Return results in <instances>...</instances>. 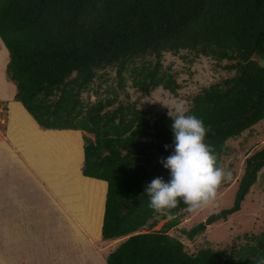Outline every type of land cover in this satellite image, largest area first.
Masks as SVG:
<instances>
[{"label": "trees", "instance_id": "1", "mask_svg": "<svg viewBox=\"0 0 264 264\" xmlns=\"http://www.w3.org/2000/svg\"><path fill=\"white\" fill-rule=\"evenodd\" d=\"M0 40L13 100L42 130L82 132L81 175L106 184L101 238H125L105 264H256L264 256V235L244 251L190 255L168 234L183 203L151 231L166 217L149 209L144 191L156 177L170 179L159 161L172 152L164 147L173 143L172 120L164 113L150 118L126 90L130 81L141 93L162 88L175 95L179 84L163 68L165 53L228 62L233 75L203 88L187 113L203 120L204 142L220 167L226 141L264 120V0H0ZM108 67L116 87L85 102L82 95ZM263 168L264 147L245 159L232 207L185 232L187 238L237 212Z\"/></svg>", "mask_w": 264, "mask_h": 264}, {"label": "rangeland", "instance_id": "2", "mask_svg": "<svg viewBox=\"0 0 264 264\" xmlns=\"http://www.w3.org/2000/svg\"><path fill=\"white\" fill-rule=\"evenodd\" d=\"M0 53H3L2 65L0 66V81H2L0 82V96L2 92H6L4 97L13 98L15 92L14 86L5 79V65L7 63L8 54L1 40ZM251 59L257 62L262 61L259 56H253ZM162 64L164 69L175 75L176 81L179 84V89L175 95L163 90L162 88L150 90L147 93H141L138 90L132 88L130 81H127L126 85V90L129 94L130 100L136 104L138 109L147 110L150 118L160 113L167 114V107H171L175 102L180 100L185 101L187 107L189 108L191 99L195 95L199 94L203 88H206L211 84H215L220 80L233 75V72L226 70V66L229 64L228 62L224 61L222 63H216L215 60L209 57H196L187 51H180L178 54L165 53L162 58ZM261 65H264V61H262ZM98 74L99 77L95 79V81L89 86V90L82 95V98L85 102H93L96 100V98L105 97L106 90L116 87L115 71L112 68L108 67L104 69V71L98 72ZM96 91L98 94H95ZM0 102L5 101L1 100ZM4 107V105L0 104L1 131H3L5 127L4 121L6 120L7 114ZM69 135L70 136L68 137L75 139L74 133ZM56 136H60L62 138L64 135L53 134V136L47 137L46 142H43L41 144L42 146L39 147L41 148V151H38L37 155H39L38 161L41 163H54L51 161V159L53 160L55 155L50 154V151H53L54 148H52V141L48 138H56ZM67 141L69 140L65 139V142L62 140L59 142L61 153L65 152V148L67 149L66 152H69L70 145ZM263 147L264 120L253 126L250 130L242 133L239 137L226 141L220 167L230 170L232 173V179L231 181L222 183L219 187L215 206L206 208L199 212V214L195 215L182 211L178 218L179 223L168 231V234L171 237L178 239L183 244L184 250L187 253L190 255H195L197 251L205 248L221 250L227 254L237 251H244L246 247H251L255 244V242L252 240V237H260L264 235V168L259 172L257 182L250 188L248 194L241 202L240 209L237 212L230 215L226 220H219L212 225L207 226L202 233L195 236L192 240H189L185 235V232L191 230L197 224L204 222L209 216L218 213L220 210L232 207L237 190L238 180L243 173L245 159ZM77 150L79 152L80 159L79 148ZM57 163L62 162L58 161ZM32 165L34 166L33 163ZM64 175L65 174L61 173V179L65 183H68V181L69 183H72L73 178H75L69 174L65 179ZM42 186L44 187V190L41 194H37L35 191L33 192V195H35V198L39 203L35 220L37 222V229L39 231L42 230V235L39 237V242L42 244L40 247H42V249L43 247L45 248V252L37 256V259L41 262L40 264H49L50 261H52V257L54 255L52 256V254L50 252L48 253L47 251L58 250L62 244H67L70 246L69 242L71 240L69 235H74V233L70 230V227L65 225V222L62 219L63 215L61 209V207L63 208L64 204V202L62 203V200L69 201V199H71V195H68L71 194V192L68 191L71 189L68 188L65 190L68 194H63V191H61V193L58 194V196H61H57L58 198H55L54 195L50 193V190L46 184H43ZM99 193H97L95 195L96 197H94L95 199L92 211L94 216L91 215V228L95 227V221L98 220L99 203H95L97 202V199L100 201L102 198L100 190ZM50 196L51 198H54L51 200ZM85 214V209H83V215L85 216ZM32 217L34 218L33 215H31L29 218ZM57 218L60 219L58 221L60 228H58V231H54L53 229L55 228L54 225L57 223ZM167 220L168 218L161 221L158 225L153 227L151 231L158 230ZM34 223L35 222L32 221V224ZM76 223L79 229L82 228L77 220L75 221V224ZM49 227H52V229L48 230ZM86 230L87 229H84L85 232ZM86 238L91 243L95 239L91 236H86ZM94 241L95 242H93V244H90L87 247V249L94 255L92 263L105 264L107 255L119 244L115 246V244L111 242L110 247H108L100 244V242L98 244V241L96 240ZM85 255L86 254L79 255L80 260L82 259L81 264L87 263L89 261H86L85 257L83 258ZM98 256L101 258H98ZM50 264L54 263L51 262Z\"/></svg>", "mask_w": 264, "mask_h": 264}, {"label": "crops", "instance_id": "3", "mask_svg": "<svg viewBox=\"0 0 264 264\" xmlns=\"http://www.w3.org/2000/svg\"><path fill=\"white\" fill-rule=\"evenodd\" d=\"M2 55L3 53H0V66L3 60ZM4 95L6 92H2L0 96V101H5L7 107L5 127L3 131L0 130V264L41 263L37 256L43 254L45 248L40 247L42 244L39 242V237L42 235V230L37 229L35 220L39 203L33 192L41 194L44 190L43 184L47 185L55 198L61 196H58L61 191L66 194L65 190L71 189L68 190L71 194L67 193L69 196L71 195V199L69 201L62 200V203L64 202L63 208L60 207L62 219L74 235H69L70 246L62 244L58 250L47 251L52 256L54 255L50 263L81 264L82 259L80 260L79 255L86 254L83 258L85 257L86 261H89L84 264H93L94 255L87 247L93 244L94 240L98 241V244L100 242V244L110 247L111 242L116 246L125 238L107 241L101 238L106 184L81 175L83 163L82 132L78 130H42L19 102L14 101L11 97H4ZM71 133L75 134V139L68 137ZM53 134L64 135L62 138L60 136L48 138L52 141V148H54L53 151H50V154L55 155L53 160L51 159L54 163H41L38 161L39 155H37V152L41 151L39 147L42 146L43 142H46L47 137L53 136ZM64 137L69 140L67 142L70 149L69 152H66L67 149L65 148L66 153H61L59 142L61 140L65 142ZM58 161L62 163H57ZM61 173L65 174V179L69 174L75 178H73L72 183L69 181L65 183L61 179ZM99 190L102 198L100 201L97 199L95 203H99L98 220L95 221V227L91 228L94 197L99 193ZM52 198L50 196L51 200ZM83 209L86 212L85 216ZM31 215L34 218H29ZM74 218L82 228L79 229ZM59 220L57 218L54 231H58L60 228ZM32 221L35 223L32 224ZM83 228L87 229L86 232ZM51 229L52 227H49L48 230ZM86 236L95 239L91 243ZM98 258L101 257L98 256Z\"/></svg>", "mask_w": 264, "mask_h": 264}, {"label": "clouds", "instance_id": "4", "mask_svg": "<svg viewBox=\"0 0 264 264\" xmlns=\"http://www.w3.org/2000/svg\"><path fill=\"white\" fill-rule=\"evenodd\" d=\"M167 108L173 143L164 147L172 152L159 162L169 171L170 179L154 178L144 194L149 198V209L158 217L172 219L173 210L181 203L185 205L183 211L192 215L214 207L219 187L231 181L232 173L217 166L214 149L204 142L208 129L202 119L187 114L186 102L180 100ZM256 264H264V256Z\"/></svg>", "mask_w": 264, "mask_h": 264}]
</instances>
